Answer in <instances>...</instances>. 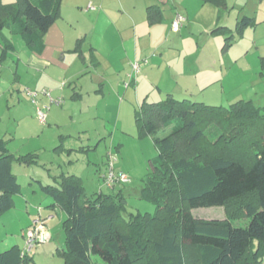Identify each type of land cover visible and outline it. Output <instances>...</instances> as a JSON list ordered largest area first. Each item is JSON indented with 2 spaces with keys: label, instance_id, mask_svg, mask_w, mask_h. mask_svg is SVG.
I'll return each instance as SVG.
<instances>
[{
  "label": "trees",
  "instance_id": "trees-1",
  "mask_svg": "<svg viewBox=\"0 0 264 264\" xmlns=\"http://www.w3.org/2000/svg\"><path fill=\"white\" fill-rule=\"evenodd\" d=\"M200 1L218 9L211 33L226 34L229 43L232 30L220 23L227 0ZM60 2L0 0V35L7 29L30 47L41 44L60 15ZM161 19L158 6L147 7L150 24ZM255 24L253 17L243 15L235 33L239 36ZM1 40L0 63L13 48L7 38ZM259 61L263 70L264 56ZM134 121L137 137H150L157 149L139 192L154 204L155 212L127 211L122 188L128 184L117 191H104L100 184L97 192L88 194L75 174L60 173L52 177L54 183H40L53 199L51 205L66 214L65 244L57 249L62 264H98L94 256L105 264H262L264 105L251 99L212 105L167 94L160 101L144 99L134 111ZM167 127L169 131L160 135ZM6 142L0 139V214L14 205V195L20 192L12 162L38 160L37 152L10 153ZM210 206L224 207L226 217L192 214L193 208ZM242 217L248 218L246 225H233ZM31 259L17 244L0 251V264H28Z\"/></svg>",
  "mask_w": 264,
  "mask_h": 264
},
{
  "label": "rangeland",
  "instance_id": "rangeland-1",
  "mask_svg": "<svg viewBox=\"0 0 264 264\" xmlns=\"http://www.w3.org/2000/svg\"><path fill=\"white\" fill-rule=\"evenodd\" d=\"M1 1L12 3L16 0ZM228 1L229 5L236 1L235 8L225 15L231 21L232 28L235 26L233 18L240 10L241 13L253 15L258 23L245 29L241 36L233 35L229 40L230 44L224 38L226 34H212L210 30H203L202 25L207 18L203 11L198 12L197 6L201 4L199 0H180L176 3L179 10L188 7L190 15L193 14L200 23L198 25L191 20L187 23V29L183 32L185 34L177 43L184 58H180L179 62L183 63L189 58L204 66L207 60L210 62L214 58L222 63L221 71L225 76L222 75L220 82L200 94L209 104L227 106L238 99H252L254 103L264 105V70L258 67V57L264 55V0ZM206 6L213 7L209 4ZM162 7L164 19L156 26L170 32L172 8L167 3H163ZM3 31L11 37L15 51L9 53L0 64V139L7 140L6 146L10 153L18 156L37 152L38 160L31 164L17 160L12 162V171L20 183V192L14 195V205L0 214V249L9 243H19L23 247L26 231L33 217L42 218L46 229L48 227V236L34 244L30 252L32 259L28 264H62V257L57 249L65 244L63 220L66 214L58 206L51 205L53 199L42 192L40 183H54L52 177L60 173L75 174L81 178L88 194L95 193L101 184L100 176L104 173L107 153L111 152L116 156L115 166L128 170L131 177V182L125 187L127 211L154 213V204L140 198L139 192L143 179L150 170L149 159L155 157L157 149L150 137H137L134 109L138 108L140 102H133L124 94L120 96L128 102L124 106L126 110L118 112L117 107H114L115 110L109 108L95 114L94 110L88 112L83 103L75 102V106L79 105L82 110L67 112L61 110L63 102L53 103L46 110V122L41 124L36 117V105L42 107L48 105L49 101L45 104L32 102L24 88L15 80L17 67L18 72L22 69V62L18 64V57L23 61L24 51L27 49L19 35H9L5 29ZM150 61L151 58L148 57L145 65ZM228 65L230 67L225 72ZM142 66L137 76L141 74ZM261 71L263 77H260ZM157 94V91H152L147 100L160 101L154 98ZM41 97L42 95H38L36 100L39 101ZM93 103L95 101H86V104ZM104 104H114L112 97L104 98L101 105ZM80 123L85 125L84 130H78ZM168 131L169 127L162 128L159 134L164 135ZM59 144L61 148H57ZM117 144H120L119 149L115 147ZM103 190L108 191L105 187ZM191 211L194 216L202 219L226 217V210L221 206L199 207ZM247 222L248 218L242 217L233 221V225L244 226ZM11 245L13 244H9L7 248ZM188 250L191 252V249ZM193 259L192 256L190 260ZM94 260L98 264H105L98 256H94Z\"/></svg>",
  "mask_w": 264,
  "mask_h": 264
},
{
  "label": "crops",
  "instance_id": "crops-1",
  "mask_svg": "<svg viewBox=\"0 0 264 264\" xmlns=\"http://www.w3.org/2000/svg\"><path fill=\"white\" fill-rule=\"evenodd\" d=\"M179 1L61 0L60 15L44 34L41 44L30 47L21 35L15 34L21 37L27 49L24 51L26 53L23 61L18 57V64L22 62V69L18 72L17 67L14 73L15 80L23 88L35 91L50 90L53 98L62 100L61 110L67 112L82 110L79 105L75 106V102L83 103L88 112L94 110L95 114L109 110V108L114 109V107L115 109L117 107V111L120 112L122 109L126 110L124 106L128 105L120 94L128 95L133 102L141 103L154 90L158 93L154 98L158 100L164 99L167 94H172L176 98H190L209 104V101L200 94L202 95L205 90L220 82L221 76H225V73L221 71L222 63L214 58L210 62L207 60L204 66L189 58L183 63L179 62V59L183 58V52L180 47H177V43L184 36L183 32L187 29V23L191 20L200 25L192 12L190 15L188 7L181 10L176 7ZM163 3L169 4L172 8L170 32L166 28L161 29L156 26L164 19ZM200 3V6H197L198 12L203 11V15L207 18L202 28L204 31H211L218 22V9L214 5L212 8L206 6L207 4L212 5L210 3L201 1ZM90 5L94 6V9L89 8ZM153 5L161 10L162 19L150 24L147 20V7ZM235 5L236 1H232L229 5L227 0L228 8L224 11L220 22L232 30L233 35L236 34L237 20L243 15L256 20L253 15L241 13L240 10L233 18L235 26L232 28L231 21L227 20L225 15L234 9ZM176 12L183 14L186 20L181 25L182 31L180 28L175 32L171 30V22ZM257 24L256 22L255 25ZM255 25L248 26L243 31ZM3 30L0 35V50L3 47L1 36L7 38L13 47L6 51L5 60L9 53L15 51V45L11 37ZM5 30L9 35H14L7 29ZM176 34L179 35L176 36ZM213 49L216 51V48ZM262 56L264 55H260L258 59L260 60ZM148 57L151 61L142 66V72L137 76L138 74L132 71L131 63ZM259 60L258 67L260 68ZM229 67L228 65L225 72ZM260 77H263L262 71ZM106 97H112L114 104L101 105V101ZM88 100L95 101V103L86 104ZM39 101L38 104H45L47 98L42 96ZM257 104L260 105L259 102ZM78 128H80L78 130H84L86 127L80 123ZM60 137L64 138L61 135ZM115 147L119 149L120 144ZM57 148H61V144ZM117 168L129 173L122 167ZM119 188L115 187L113 190L117 191ZM122 191L126 195L125 187ZM34 219L35 217L32 220ZM47 231L48 227L44 232L46 238ZM9 244L19 245V243ZM9 244L0 250L7 249Z\"/></svg>",
  "mask_w": 264,
  "mask_h": 264
},
{
  "label": "built area",
  "instance_id": "built-area-1",
  "mask_svg": "<svg viewBox=\"0 0 264 264\" xmlns=\"http://www.w3.org/2000/svg\"><path fill=\"white\" fill-rule=\"evenodd\" d=\"M89 8L94 9V6H89ZM186 20V17L180 12H176L173 20L171 22V30L178 31L181 27V24ZM146 63V59L141 61H133L131 63V68L134 73H138L141 69V66ZM127 85V84H126ZM24 92L28 95L32 102L37 104L36 97L38 95L45 96L49 101L48 105H44L39 107L36 105L35 113L38 121L41 124L46 122V110L49 109V106L53 103L60 104L62 100L60 98H53L51 96L50 90L41 89L40 91L31 90L29 88H25ZM116 156L114 153L109 152L107 157V162L105 164V171L101 178V187H105L108 190H113L115 187H119L122 185L129 184L131 182L130 175L124 170L118 169L115 166ZM45 222L41 218H35L32 220L26 231V241L25 245L22 249L23 252L29 253L31 252L34 244L39 240L45 239Z\"/></svg>",
  "mask_w": 264,
  "mask_h": 264
}]
</instances>
